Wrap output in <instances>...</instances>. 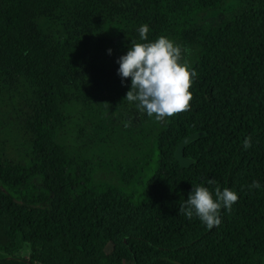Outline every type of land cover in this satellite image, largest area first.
<instances>
[{"label": "trees", "instance_id": "trees-1", "mask_svg": "<svg viewBox=\"0 0 264 264\" xmlns=\"http://www.w3.org/2000/svg\"><path fill=\"white\" fill-rule=\"evenodd\" d=\"M145 24L197 73L158 121L117 74ZM197 185L237 193L219 226ZM0 264H264V0H0Z\"/></svg>", "mask_w": 264, "mask_h": 264}, {"label": "clouds", "instance_id": "clouds-1", "mask_svg": "<svg viewBox=\"0 0 264 264\" xmlns=\"http://www.w3.org/2000/svg\"><path fill=\"white\" fill-rule=\"evenodd\" d=\"M148 32V25L139 27L141 41H148ZM107 51L111 54V49ZM188 51L165 36L144 43L131 41L126 53L116 60L121 83L123 84L126 78L130 79V88L124 99L129 103L135 102L139 110L157 121L188 110L192 99L189 89L197 75L182 56V53ZM243 147L245 150L251 147V137L244 138ZM207 183L215 182L209 179ZM261 187L257 181L249 185L250 190ZM237 199V193L231 189L221 190L217 187L213 192L208 187L197 185L191 189L178 211L186 219L195 215L211 229L220 225L221 209L231 210Z\"/></svg>", "mask_w": 264, "mask_h": 264}, {"label": "water", "instance_id": "water-1", "mask_svg": "<svg viewBox=\"0 0 264 264\" xmlns=\"http://www.w3.org/2000/svg\"><path fill=\"white\" fill-rule=\"evenodd\" d=\"M200 133H195L183 138L177 145L174 151V159L179 163L182 168H187L192 164V160L184 157V148L193 140L198 138Z\"/></svg>", "mask_w": 264, "mask_h": 264}, {"label": "rangeland", "instance_id": "rangeland-1", "mask_svg": "<svg viewBox=\"0 0 264 264\" xmlns=\"http://www.w3.org/2000/svg\"><path fill=\"white\" fill-rule=\"evenodd\" d=\"M210 16H214V14H212V15H207V18L210 17ZM19 140H20V139H17L16 142L19 141ZM100 176H101L103 179L108 180V181L113 180V178H114V177H113V174H107L106 172H102ZM20 258H22V259H27V258H28V253H27V252H22V253L20 254Z\"/></svg>", "mask_w": 264, "mask_h": 264}]
</instances>
